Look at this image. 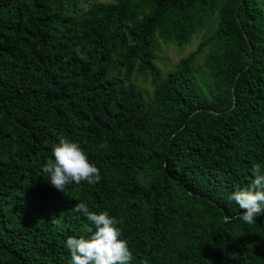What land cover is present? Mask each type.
<instances>
[{"label": "trees", "instance_id": "obj_1", "mask_svg": "<svg viewBox=\"0 0 264 264\" xmlns=\"http://www.w3.org/2000/svg\"><path fill=\"white\" fill-rule=\"evenodd\" d=\"M199 33L156 63L157 38ZM61 135L98 183L45 179ZM257 164L264 0H0V264H70L67 238L95 230L78 202L119 221L130 264H264V213L229 199Z\"/></svg>", "mask_w": 264, "mask_h": 264}, {"label": "clouds", "instance_id": "obj_2", "mask_svg": "<svg viewBox=\"0 0 264 264\" xmlns=\"http://www.w3.org/2000/svg\"><path fill=\"white\" fill-rule=\"evenodd\" d=\"M58 141L52 149L54 159H48L42 168L52 187L65 192L69 185L82 182L94 185L101 180L100 169L90 162L79 142L63 135ZM253 172L254 179L249 186L234 191L229 197L244 210L240 219L246 224L255 223L256 217L264 213V174L259 164L254 165ZM72 210L83 213L95 230L89 228L91 235L88 238H67L65 247L71 254L70 264H130L133 254L127 240L121 239L122 230L117 227L119 221L115 217L106 211H90L84 202H78ZM224 219L227 223L231 217L225 216Z\"/></svg>", "mask_w": 264, "mask_h": 264}, {"label": "rangeland", "instance_id": "obj_3", "mask_svg": "<svg viewBox=\"0 0 264 264\" xmlns=\"http://www.w3.org/2000/svg\"><path fill=\"white\" fill-rule=\"evenodd\" d=\"M102 2H109L110 0H100ZM157 60L156 63L162 68L164 72L172 69L175 64L184 56L188 55L191 51L195 50L198 44L203 40V34H195L191 42L185 46H178L176 44H171L164 42L162 39L157 38ZM207 51V48L204 50ZM201 62V60H200ZM139 85L151 92L152 85L150 78H140L138 79Z\"/></svg>", "mask_w": 264, "mask_h": 264}, {"label": "water", "instance_id": "obj_4", "mask_svg": "<svg viewBox=\"0 0 264 264\" xmlns=\"http://www.w3.org/2000/svg\"><path fill=\"white\" fill-rule=\"evenodd\" d=\"M247 40L249 41V38L247 37ZM249 43H250V41H249Z\"/></svg>", "mask_w": 264, "mask_h": 264}]
</instances>
